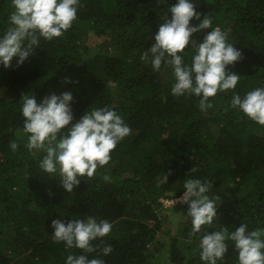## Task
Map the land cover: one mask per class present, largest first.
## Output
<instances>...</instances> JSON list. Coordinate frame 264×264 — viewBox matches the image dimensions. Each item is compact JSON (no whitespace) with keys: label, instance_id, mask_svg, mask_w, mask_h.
Masks as SVG:
<instances>
[{"label":"trees","instance_id":"16d2710c","mask_svg":"<svg viewBox=\"0 0 264 264\" xmlns=\"http://www.w3.org/2000/svg\"><path fill=\"white\" fill-rule=\"evenodd\" d=\"M176 3L79 0L76 20L61 37L50 42L41 38L33 55L19 67L15 60L8 69L0 65V264H67L68 255L84 253L63 242L53 243L52 221L67 223L89 216L113 226L101 238L113 251L99 257L88 254L89 259L100 258L105 264H158L154 252L164 249L157 241L163 227L160 211L166 200L183 195L187 179L207 180L212 184L210 192L219 187L230 197L217 205L212 224L195 236L190 235L188 206L176 208L184 214L167 246L166 264H205L199 247L205 232L227 228L230 233L242 223L248 231L264 230V126L230 106L234 93L243 98L264 88V0L194 4L201 19L209 15L212 28L226 32L227 43L242 53L238 62L226 68L240 77L236 88L218 92L210 98L213 107L204 112L198 97L171 94V67L162 63L155 71L140 59L155 43L160 24L171 19L170 7ZM13 10L11 0H0V36ZM199 23L193 18L190 26ZM208 31L193 34L191 40L203 42ZM90 35L106 40L91 55ZM191 40L180 54L185 64L194 54ZM47 92L71 93L73 123L86 111L108 107L132 130L112 151L109 164L98 168L92 179L82 178L72 193L63 189L58 172L48 174L40 168L46 152L25 147L22 94L37 98ZM18 131L25 135L22 139ZM12 141L19 145L15 152L9 146ZM105 174L110 182L103 180ZM6 234L10 239H5ZM226 243L229 250L217 264H239L235 245Z\"/></svg>","mask_w":264,"mask_h":264},{"label":"clouds","instance_id":"9594fccd","mask_svg":"<svg viewBox=\"0 0 264 264\" xmlns=\"http://www.w3.org/2000/svg\"><path fill=\"white\" fill-rule=\"evenodd\" d=\"M158 5L167 0H157ZM14 9L8 18V27L0 36V65L5 69L24 64L33 50L40 44L41 38L52 41L68 31L77 17L79 0H11ZM171 19L161 23L155 34V43L140 57L150 63L155 71L162 63L173 69L174 83L171 94L174 97L194 95L199 98L202 112L213 107L210 98L218 92L234 90L240 80L235 73L226 68L242 58V53L234 45L227 43V33L219 27L212 28L209 15L201 19L190 0H177L170 7ZM195 18L200 21L190 26ZM203 42L191 40L193 34L208 30ZM191 40L194 54L190 64H185L181 53L185 52ZM65 82H68L67 79ZM21 113L24 118L23 132L27 135L25 147L43 150L40 168L48 174L59 173L63 189L72 193L82 178L92 179L98 168L109 164L111 153L118 143L130 136L131 128L116 111L104 107L93 109L73 123L70 104L71 93L50 94L38 104L35 96L22 94ZM233 109H239L249 120L264 126V88L247 92L242 98L233 94L230 101ZM67 127V132L62 131ZM15 152L19 145L10 143ZM192 168L190 172H196ZM165 174L164 180L167 181ZM110 182V176H103ZM212 184L200 179H187L184 182L183 195L175 203L188 206L187 216L191 218L190 235L201 233L202 227L212 224L216 218L220 197H210ZM51 227L53 243L63 242L69 249L76 248L81 255H68L67 264H105L100 258L89 259L88 254L107 256L112 251L111 245H105L101 238L109 235L112 224L89 216L87 219H72L67 223L53 220ZM264 230L248 231L246 224H241L235 231L227 228L211 234L205 232L200 240V260L205 264H217L228 252L226 240L235 245L239 264H264ZM100 241L94 244V241Z\"/></svg>","mask_w":264,"mask_h":264},{"label":"rangeland","instance_id":"374dc122","mask_svg":"<svg viewBox=\"0 0 264 264\" xmlns=\"http://www.w3.org/2000/svg\"><path fill=\"white\" fill-rule=\"evenodd\" d=\"M206 1L208 0H190V2L194 3L195 5L203 4ZM105 41L106 40L104 37L96 38L95 36L90 35L89 39L87 40V46L89 47L88 53L91 55V54H95L98 51H100ZM110 49H112V47H109V50ZM50 94H53V92H49V93L47 92L45 95L41 97H37L36 98L37 103L39 104L44 97ZM16 135L20 139H22L25 136L22 134V131H18ZM51 192L53 193V195H56V192H53L52 190ZM207 194L210 197L219 196L220 202L227 200L230 197V194L227 190L225 189L221 190L219 187H213V190ZM175 202L176 201L166 200L162 207L163 209L160 211V214H159L161 223H163V227H162V230L158 233L157 241H160L161 243H163L164 246L162 248L164 249L158 253L154 252V256L157 257L156 262L158 264L167 263V259H168V247L167 246H169L170 238H173L174 236H176L177 229H178L177 227L179 226V223L181 222V219L183 218L182 215L184 213H182V211L176 210V208L181 203H175ZM60 203L62 206V204L63 205L65 204V201L62 200ZM5 239H10L7 234L5 235ZM184 243H187V242L184 240ZM4 246L8 247L7 245H4ZM187 264H192V263L188 262Z\"/></svg>","mask_w":264,"mask_h":264}]
</instances>
